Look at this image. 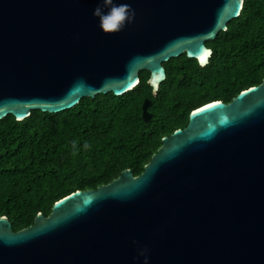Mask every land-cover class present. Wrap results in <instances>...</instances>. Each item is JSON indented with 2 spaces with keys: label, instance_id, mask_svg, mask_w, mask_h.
<instances>
[{
  "label": "water",
  "instance_id": "1",
  "mask_svg": "<svg viewBox=\"0 0 264 264\" xmlns=\"http://www.w3.org/2000/svg\"><path fill=\"white\" fill-rule=\"evenodd\" d=\"M113 2L130 4L135 19L106 34L93 15L101 0H0V119L121 95L140 70L155 95L162 63L184 53L205 65V42L243 1ZM149 106L143 98V122ZM145 256L147 264H264V76L227 102L192 108L139 174L125 168L73 190L16 231L0 216V264H144Z\"/></svg>",
  "mask_w": 264,
  "mask_h": 264
},
{
  "label": "trees",
  "instance_id": "2",
  "mask_svg": "<svg viewBox=\"0 0 264 264\" xmlns=\"http://www.w3.org/2000/svg\"><path fill=\"white\" fill-rule=\"evenodd\" d=\"M199 66L181 53L162 63L165 77L155 95L148 71L121 95L82 97L55 113L30 110L21 120L0 119V216L12 231L27 227L37 212L76 189H91L122 169L139 174L160 139L186 124L192 108L211 100L227 102L264 76V0H243L235 18L212 40ZM143 98L151 116L140 117ZM85 144L90 147L85 148Z\"/></svg>",
  "mask_w": 264,
  "mask_h": 264
},
{
  "label": "clouds",
  "instance_id": "3",
  "mask_svg": "<svg viewBox=\"0 0 264 264\" xmlns=\"http://www.w3.org/2000/svg\"><path fill=\"white\" fill-rule=\"evenodd\" d=\"M101 4L102 6L98 5L93 10V15L99 18L98 26L106 34L121 31L126 23H131L135 19V10L128 3L115 4L113 0H101ZM103 7H107L108 11L104 12ZM88 147L90 145L85 144V148ZM146 251L147 249L142 250L140 255H144ZM144 264H147V256Z\"/></svg>",
  "mask_w": 264,
  "mask_h": 264
},
{
  "label": "snow or ice",
  "instance_id": "4",
  "mask_svg": "<svg viewBox=\"0 0 264 264\" xmlns=\"http://www.w3.org/2000/svg\"><path fill=\"white\" fill-rule=\"evenodd\" d=\"M200 59H201V61L203 62V61L206 59V55H202V56L200 57Z\"/></svg>",
  "mask_w": 264,
  "mask_h": 264
}]
</instances>
